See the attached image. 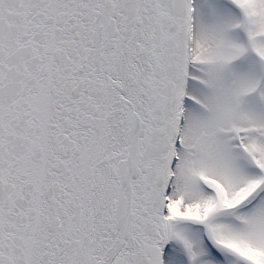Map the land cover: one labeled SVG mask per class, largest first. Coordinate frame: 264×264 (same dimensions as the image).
I'll use <instances>...</instances> for the list:
<instances>
[{
	"label": "snow or ice",
	"instance_id": "6c2138e0",
	"mask_svg": "<svg viewBox=\"0 0 264 264\" xmlns=\"http://www.w3.org/2000/svg\"><path fill=\"white\" fill-rule=\"evenodd\" d=\"M0 264H264V0H0Z\"/></svg>",
	"mask_w": 264,
	"mask_h": 264
}]
</instances>
